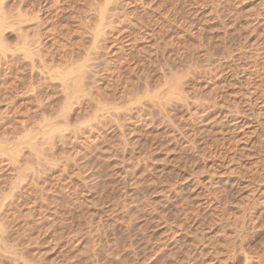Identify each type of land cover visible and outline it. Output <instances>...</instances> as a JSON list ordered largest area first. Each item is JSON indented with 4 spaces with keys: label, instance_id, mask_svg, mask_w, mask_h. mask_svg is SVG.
I'll use <instances>...</instances> for the list:
<instances>
[{
    "label": "rangeland",
    "instance_id": "1",
    "mask_svg": "<svg viewBox=\"0 0 264 264\" xmlns=\"http://www.w3.org/2000/svg\"><path fill=\"white\" fill-rule=\"evenodd\" d=\"M57 1L0 0V264H264V0Z\"/></svg>",
    "mask_w": 264,
    "mask_h": 264
},
{
    "label": "bare ground",
    "instance_id": "2",
    "mask_svg": "<svg viewBox=\"0 0 264 264\" xmlns=\"http://www.w3.org/2000/svg\"><path fill=\"white\" fill-rule=\"evenodd\" d=\"M1 1H2V0H1ZM50 1H51V0H50ZM58 1H59V0H58ZM58 1H57V2H58ZM62 1H63V0H62ZM85 1H86V0H85ZM89 1H90V0H89ZM106 1H107V0H106ZM109 1H110V0H109ZM136 1H138L139 3H140V2L142 3L144 0H132L131 2H136ZM145 1H147V0H145ZM151 1H153V0H151ZM48 2H49V0H48ZM57 2H56V3H57ZM65 2H66V1H65ZM79 2H80V1H79ZM82 2H83V1H82ZM100 2H102V0H100ZM122 2H123V0H122ZM122 2H121V5H122ZM127 2H129V0H128ZM127 2H126V3L123 2V4L125 3L126 5H128ZM131 2H129V3H131ZM138 2H137V3H138ZM3 3H4V2H3ZM7 3H8V2H7ZM7 3H6V4H7ZM46 3H47V2H46ZM52 3H53V2H51V4H52ZM59 3H60V2H59ZM70 3H71V2H70ZM70 3L68 4L69 7L72 5V4L70 5ZM75 3H76V2H75ZM75 3H74V4H75ZM86 3H87V2H86ZM104 3H105V1H104ZM107 3L109 4L108 1H107ZM139 3H138V4H139ZM141 3H140V5L143 4V3H142V4H141ZM21 4H22V3H21ZM25 4H26V3H25ZM37 4H38V3H37ZM43 4H44V2H43ZM53 4H54V3H53ZM82 4H83V3H82ZM108 4H107V6H108ZM113 4H114V3H113ZM131 4H132V3H131ZM145 4H146V3H145ZM145 4H144V5H145ZM59 5H60V4H59ZM105 5H106V4H105ZM114 5H115V4H114ZM129 5H130V4H129ZM140 5H139V6H140ZM1 6H2V5H1ZM28 6H29V5H28ZM133 6H134V5H133ZM42 7H43V6H42ZM47 7H48V6H47ZM109 7H110V6H109ZM116 7H117V6H116ZM116 7H115V8H116ZM2 8H3V7H1L0 9H2ZM9 8H10V7H9ZM49 8H50V10H51V7H50V6H49ZM74 8H75V5H74ZM74 8H73V9H74ZM76 8H77V7H76ZM113 8H114V6H113ZM115 8H114V9H115ZM42 9H44V7H43ZM42 9H40V10H42ZM45 9H46V8H45ZM77 9H78V8H77ZM79 9H80V8H79ZM107 9H108V8H107ZM110 9H111V8H110ZM6 10H7V9H6ZM38 10H39V8H38ZM50 10H49V11H50ZM4 11H5V10H4ZM7 11H9V10H7ZM47 11H48V9H47ZM49 11H48V12H49ZM75 11H76V10H75ZM0 12H1V11H0ZM9 12H10V11H9ZM9 12H8V13H9ZM48 12H47V13H48ZM50 12H51V11H50ZM70 12H71V11H70ZM2 13H3V12H2ZM17 13H20V12L18 11ZM102 13H103V11H102ZM43 14H44V13H43ZM48 14H49V13H48ZM64 14H65V13H64ZM24 15H25V14H24ZM45 15H46V14H45ZM49 15L51 16V14H49ZM5 16H6V14H5ZM22 16H23V15H22ZM26 16H28V15H26ZM46 16H47V15H46ZM106 16H107V15H106ZM28 17H29V16H28ZM102 17H103V16H102ZM8 18H9V17H8ZM13 18H14V17H13ZM15 18H16V17H15ZM32 18H33V17H32ZM43 18H44V17H43ZM33 19H34V18H33ZM49 19H50V18H49ZM51 19H52V18H51ZM66 19H67V18H66ZM95 19H96V18H95ZM2 20H3V19H2ZM26 20H27V19H26ZM102 20H103V19H102ZM106 20H107V19H106ZM9 21H10V20H9ZM57 21H58V20H57ZM61 21H62V20H61ZM99 21H100V20H99ZM2 22H3V21H2ZM54 22H55V21H54ZM111 22H112V21H111ZM111 22H110V23H111ZM5 23H6V22H5ZM38 23H39V21H38ZM95 23H97V22H95ZM36 24H37V22H36ZM43 24H44V23H43ZM55 24H56V23H55ZM99 24H100V23H99ZM105 24H106V23H105ZM113 24H114V23H112V25H113ZM120 24H121V23H120ZM40 25H41V24H40ZM100 25H101V24H100ZM100 25H99V26H100ZM112 25L107 26V28L111 27ZM37 26H38V25H37ZM103 26H104V25H103ZM103 26H101L100 28L102 29ZM34 27H35V26H34ZM39 27H40V26H39ZM8 28H9V27H8ZM111 28H113V27H111ZM111 28H110V29H111ZM1 29H2V28H1ZM101 29H100V30H101ZM103 29H105V28H103ZM100 30H99V31H100ZM112 30H113V29H112ZM112 30H111V31H112ZM114 30H116V27H115ZM117 30H118V29H117ZM121 30H122V29H121ZM0 31H1V30H0ZM12 31H13V30H12ZM36 31H38V30H36ZM103 31H105V32H102V33H101V36H102V37H103V35H105L104 33H107L106 30H103ZM8 32H9V31H8ZM40 32H41V31H40ZM51 32H52V31H51ZM113 32H114V31H113ZM124 32H125V31H124ZM37 33H39V31H38ZM98 33H99V32H98ZM121 33H122V32H121ZM125 33H126V32H125ZM3 34H4V33H3ZM5 34H6V32H5ZM11 34H12V32H11L9 35H11ZM15 34H16V32H15ZM53 34H54V33H53ZM109 34H110V31H109ZM18 35H19V34H18ZM39 35H41V34H39ZM110 35H111V34H110ZM0 36H1V35H0ZM2 36H3V35H2ZM7 36H8V35H7ZM25 36H26V35H25ZM31 36H32V35H31ZM33 36H34V35H33ZM33 36H32V37H33ZM37 36H38V35H37ZM98 36H99V35H98ZM107 36H108V35H107ZM107 36H106V37H107ZM119 36H120V34H119ZM16 37H18V36H16ZM29 37H30V36H29ZM40 37H41V36H40ZM42 37H43V36H42ZM102 37H101V38H102ZM104 37H105V36H104ZM6 38L8 39V37H6ZM18 38H19V37H18ZM101 38H100V40H98V41H102V40H103V41L101 42L102 44L104 43V41L106 42V40H104V39H107V38H104V39H103V38L101 39ZM111 38H112V37L110 36V39H111ZM118 38H120V37H118ZM122 38H123V35H122L121 39H122ZM16 39H17V38H15L14 40H16ZM30 39H31V37H30ZM55 39H56V38H55ZM114 39H115V42L119 40V39H117V37L114 38ZM2 40H3V39H2ZM20 40H21V37H20ZM33 40H34V38H33ZM108 40H109V39H108ZM3 41H5V40H3ZM28 41H29V40H28ZM31 41H32V40H31ZM31 41H30V42H31ZM34 41H35V44L39 42V41L37 42L36 40H34ZM113 41H114V40H113ZM119 41H120V40H119ZM121 41H124V39L121 40ZM7 42H8V40H7ZM22 42H24V41L22 40ZM32 42H33V41H32ZM125 42H126V41H125ZM5 43H6V42H5ZM33 43H34V42H33ZM113 43H114V42H113ZM117 43H118V42H117ZM117 43H116V44H117ZM120 43L123 44V42H120ZM120 43H118V44H120ZM40 44H41V43H40ZM99 44H100V43H99ZM105 44H106V43H104V45H105ZM118 44H117V45H118ZM1 45H3V44H1ZM4 45H5V44H4ZM29 45H30V44H29ZM42 45H43V44H42ZM113 45H115V43H114ZM26 46H28V45H26ZM56 46H57V45H56ZM96 46H98V44H97ZM121 46H122V45H121ZM127 46H128V45H127ZM104 47H105V46H102V49H104ZM117 47H119V46H117ZM29 48H30V47H29ZM106 48H107V47H106ZM120 48H121V49H120L121 52L125 51V49H124L125 46H122V47H120ZM129 48H130V47H129ZM127 49H128V48H127ZM25 50H26V49H25ZM25 50H24V51H25ZM104 50H105V49H104ZM102 51H103V50H102ZM3 52H4V51H3ZM141 52H143V51H141ZM97 53H98V52H97ZM124 53H125V52H124ZM143 53H144V52H143ZM32 54H33V53H32ZM119 54H120V53H118L117 55H119ZM131 54H132V53H131ZM131 54H130V55H131ZM133 54H134V53H133ZM133 54H132V55H133ZM147 54H148V53H147ZM4 55H5V54H4ZM11 55H12V54H11ZM11 55H10V56H11ZM38 55H39V54H38ZM40 55H41V54H40ZM40 55H39V56H40ZM120 55H121V54H120ZM128 55H129V54H128ZM140 55H141V54H140ZM5 56H7V57H5ZM5 56H4L5 58H9L8 55H5ZM16 56H17V55H16ZM29 56H31V55H29ZM134 56L138 57L137 55H134ZM14 57H15V56H14ZM101 57H102V56H101ZM122 57H123V56H122ZM124 57H125V56H124ZM124 57H123V58H124ZM16 58H18V57H16ZM16 58H15V59H16ZM29 58H30V57H29ZM116 58H117V57H116ZM126 58H128V57H126ZM12 59H14V58L12 57ZM19 59H20V58H19ZM41 59H42V58H41ZM121 59H122V58H121ZM128 59H129V58H128ZM131 59L133 60V58H131ZM131 59H129V60H131ZM6 60H7V59H6ZM24 60H25V59H24ZM105 60H106V59H105ZM124 60H125V59H124ZM129 60H128V61H129ZM1 61H2V60H0V62H1ZM13 61H14V60H13ZM126 61H127V60H126ZM126 61H123V62H126ZM8 62H9V61H8ZM8 62H7V63H8ZM17 62H18V61H17ZM43 62H44V61H43ZM113 62H114V61H113ZM118 62H119V61H118ZM119 63L121 64L122 62H119ZM15 64H16V63H15ZM106 64H107V63H106ZM128 64H129V63H128ZM139 64H140V63H139ZM139 64L137 63V65H139ZM8 65H9V64H8ZM100 65H101V64H100ZM100 65H99V66H100ZM141 65H142V64H141ZM20 66H21V64H20ZM26 66H27V65H26ZM26 66H25V67H26ZM44 66H45V65H44ZM28 67H29V66H28ZM121 67H122V66H121ZM123 67H124V66H123ZM129 67H130V66H129ZM1 68H2V67H1ZM11 68H12V67H11ZM11 68H10V69H11ZM19 68H20V67H19ZM126 68H127V67H126ZM126 68L124 67V69H126ZM132 68H134V67H132ZM104 69H105V68H104ZM122 69H123V68H122ZM12 70H15V69H12ZM23 70H24V69H23ZM107 70H108V69H107ZM15 71H16V70H15ZM115 71H116V70H115ZM131 71L133 72V70H131ZM0 72H1V71H0ZM17 72H18V71H17ZM25 72H27V71H25ZM41 72H42V71H41ZM111 72H112V71H110V73H111ZM11 73H12V71H11ZM106 73H107V72H106ZM115 73H116V72H115ZM125 73H126V72H125ZM15 74H16V73H15ZM98 74H99V73H98ZM108 74H109V73H108ZM118 74H120V73H118ZM13 75H14V74H13ZM13 75H12V76H13ZM114 75H115V74H114ZM6 76H7V75H6ZM18 76H19V75H18ZM28 76H30V75H28ZM36 76H37V75H36ZM116 76H117V75H116ZM118 76H119V75H118ZM122 76H123V74L121 75V77H122ZM124 76H125V75H124ZM124 76H123V77H124ZM3 77H4V76H3ZM14 77H15V76H14ZM16 77H17V76H16ZM25 77H26V76H25ZM4 78H5V77H4ZM8 78H9V77H8ZM31 78H32V77H31ZM100 78H101V77H100ZM114 78H115V77H114ZM117 78H119V77H117ZM14 79H15V78H14ZM21 79H22V78H21ZM23 79H24V76H23ZM80 79H81V78H80ZM109 79H110V78H109ZM112 79H113V78H112ZM126 79H127V78H126ZM130 79H132V78H129L128 80H130ZM26 80H27V79H26ZM33 80H34V79H33ZM77 80H79V79H77ZM117 80H118V79H117ZM128 80H126V81H128ZM13 81H15V80H13ZM30 81H31V80H30ZM30 81L28 80L27 83L29 84ZM72 81H73V80H72ZM72 81H70V82H72ZM79 81H80V80H79ZM83 81H84V80H83ZM106 81H107V80H106ZM119 81H120V80H119ZM1 82H2V81H1ZM3 82L5 83V81H3ZM19 82H20V81H19ZM21 82H22V81H21ZM74 82H76L75 80L73 81V84L77 85L76 83H78V82H76V83H74ZM131 82H132V81H131ZM8 83H9V82H8ZM23 83H24V82H23ZM81 83H82V82L80 81V83H79L78 85H80ZM122 83H123V82H122ZM126 83H127V82H126ZM126 83H125V84H126ZM9 84H10V83H9ZM9 84H6V85H9ZM13 84H14V83H13ZM13 84H12V86H13ZM15 84H16V83H15ZM30 84H31V83H30ZM71 84H72V83H71ZM116 84H117V83H116ZM4 85H5V84H4ZM113 85H114V84H113ZM121 85H122V84H121ZM121 85H120V86H121ZM129 85H130V83H129ZM0 86H1V84H0ZM2 86H3V85H2ZM15 86H17V85H15ZM15 86H14V87H15ZM25 86H26V85H25ZM124 86H125V85H124ZM127 86H128V85H127ZM127 86H125V87L128 88ZM7 87H8V86H7ZM67 87H68V85H67ZM70 87H71V86H70ZM73 87H74V86H73ZM107 87H108V86H107ZM114 87H115V86H114ZM10 88H11V86H10ZM10 88H9V90H10ZM15 88H17V87H15ZM15 88H14V89H15ZM19 88H20V86H19ZM65 88H66V87H65ZM126 88H125V89H126ZM17 89H18V88H17ZM17 89H16V92H17ZM116 89H117V88H116ZM0 90H1V89H0ZM6 90H7V88H6ZM9 90H8V91H9ZM11 90H12V89H11ZM38 90H39V89H38ZM42 90H43V89H42ZM65 90H66V89H65ZM65 90H64V91H65ZM123 90H124V89H123ZM125 91H126V90H125ZM9 92H11V91H9ZM37 92H38V91H37ZM0 93H1V92H0ZM38 94H39V93H38ZM73 94H74V93H73ZM77 94H79V92H78ZM6 95H8V93H6ZM9 95H10V94H9ZM33 95H34V94H33ZM36 95H37V93H36ZM67 95H68V94H67ZM31 96H32V94H31ZM34 97H35V96H34ZM71 97H73V95H72ZM76 97H77V96H76ZM11 98H12V97H11ZM21 98H22V97H21ZM77 98H78V97H77ZM70 99H71V98H70ZM72 99H73V98H72ZM81 99H83V98H81ZM64 100H65V99H64ZM68 100H69V98H68ZM68 100H67V101H68ZM13 101H15V100H13ZM76 101H77V100H76ZM1 102H2V101H1ZM72 102L75 103V100L72 101ZM13 103H15V102H13ZM70 103H71V101H70ZM77 103H78V102H77ZM81 103H82V102H81ZM69 105H70V104H69ZM72 105H73V104H72ZM65 106H66V104H65ZM67 107H68V104H67ZM66 109H67V108H66ZM68 110H69V109H68ZM71 110H72V109H71ZM66 113H68V114H66ZM66 113H65V114L69 116V111L66 112ZM109 113H110V111L108 110V113H107V114H109ZM110 114H111V113H110ZM63 115H64V114H63ZM111 115H112V114H111ZM68 116H66V117H68ZM105 118H106V117H105ZM106 119H107V118H106ZM43 129L46 130V128H43ZM28 137H30V136H28ZM28 137H27V139H28ZM25 138H26V137H25ZM25 138H24V139H25ZM30 140H31V139H30ZM2 141H3V140H2ZM28 141H29V140H28ZM2 144H4V141L2 142ZM7 144H8V143H7ZM0 145H1V142H0ZM2 148H3V147H2ZM6 148H7V147H6ZM3 149H5V148H3ZM0 150H1V149H0ZM8 150H9V148L5 149V151H8ZM10 151H13V149L10 150ZM10 151H9V152H10ZM2 152H3V151H2ZM16 152H17V151H16ZM40 152H41V151H40ZM11 153H12V152H11ZM11 153H10V154H11ZM4 154H7V153H4ZM11 155H12V154H11ZM7 156H8V155H7ZM13 156H14V155H13ZM15 156H16V155H15ZM33 156H34V155H33ZM8 157H10L11 159L13 158L12 160H14V157H12V156H8ZM46 157H47V156H46ZM34 158H35V157H34ZM11 159H10V160H11ZM48 159L50 160L51 158L49 157ZM10 160H9V161H10ZM10 162L12 163L13 161H10ZM17 162H18V161H17ZM8 163H9V162H8ZM11 163H10V164H11ZM11 165H12V164H11ZM43 166H44V165H43ZM45 166H47V165H45ZM11 167H12V166H11ZM47 167L49 168V165H48ZM50 169H51V168H50ZM68 171H69V170H68ZM20 173H21V172H20ZM38 173H39V172H38ZM47 174H48V173H47ZM39 175H40V173H39ZM37 176H38V174H37ZM37 176H36V177H37ZM39 177H40V176H39ZM34 178H35V177H34ZM38 179H41V178H38ZM35 181H36V180H35ZM37 181H38V180H37ZM40 181H41V180H40ZM38 182H39V181H38ZM38 182H37V183H38ZM36 187H37V186H36ZM34 188H35V187H34ZM39 188H40V187H39ZM35 190H36V189H35ZM0 191H1V190H0ZM28 192H29V191H28ZM39 193H40V192H39ZM22 194H23V193H22ZM24 195H25V194H24ZM44 195H45V194H44ZM32 196H33V195H32ZM32 196H31V197H32ZM28 197H29V196H28ZM28 197H26V199H27ZM34 197H35V196H34ZM37 197H38V196H37ZM20 198H21V197H20ZM24 198H25V197H23V199H24ZM34 199H35V198H34ZM45 200H46V199H45ZM21 201H22V200H21ZM21 201H20V202H21ZM29 201H30V200H29ZM43 201H44V200H43ZM48 201H49V200H48ZM17 202H18V201H17ZM23 202H24V200H23ZM23 202H22V203H23ZM25 202H26V201H25ZM25 202H24V203H25ZM37 202H38V201H37ZM31 203H32V202H31ZM33 203H34V202H33ZM35 203H36V202H35ZM39 203H40V202H39ZM45 203H47V202L45 201ZM0 204H1V203H0ZM33 205H34V204H33ZM41 205H42V204H41ZM16 206H17V205H16ZM42 206H43V205H42ZM48 206H49V205H48ZM14 207H15V206H14ZM34 207H35V206H34ZM46 207H47V206H46ZM12 208H13V207H12ZM12 208H11V209H12ZM40 208H41V207H40ZM13 209H14V208H13ZM38 209H39V208H38ZM43 210H44V209H43ZM34 211H35V210H34ZM40 211H41V210H40ZM12 212H14V211H12ZM17 213H18V212H17ZM14 214H15V213H14ZM12 215H13V214H12ZM19 215H20V214H19ZM29 216H30V215H29ZM12 217H13V216H12ZM23 217H24V216H23ZM27 217H28V216H27ZM32 217H33V215H32ZM14 218H16V217H14ZM14 218H13V219H14ZM25 218H26V217H25ZM23 219H24V218H23ZM27 219H28V218H27ZM0 220H1V219H0ZM23 221H25V220H23ZM26 221H27V220H26ZM26 221H25V222H26ZM35 221H36V220H35ZM2 222H4V221H2ZM7 222H8V221H7ZM7 222H6V223H7ZM13 222H14V220H13ZM15 222H16V221H15ZM4 224H5V223H4ZM4 224H2V225L4 226ZM26 224H27V223H26ZM34 224H36V223H34ZM0 225H1V223H0ZM5 225H6V224H5ZM31 225H32V224H31ZM26 226H27V225H26ZM28 226H29V225H28ZM43 226H44V225H43ZM33 227H34V226H33ZM33 227L31 226V228H33ZM44 227H45V226H44ZM5 228H6V227H5ZM7 228H8V226H7ZM51 228H52V227H49V229H51ZM55 228H56V227H55ZM29 229H30V228H29ZM29 229H28V230H29ZM34 229H35V228H34ZM32 230H33V229H32ZM44 230H45V229H44ZM44 230H42V231H44ZM9 231H10V230H9ZM38 231H39V230H38ZM48 231H49V230H48ZM1 232H2V231H1ZM29 232H30V231H29ZM32 232H33V231H32ZM35 232H36V231H35ZM2 233H4V232H2ZM9 233H10V232H9ZM42 233H43V232H42ZM10 234H11V233H10ZM44 234H45V233H44ZM1 235H2V234H1ZM5 235H6V234H5ZM11 235H12V234H11ZM2 236H3V235H2ZM24 236H25V235H24ZM3 237H4V236H3ZM6 238H7V236H6ZM10 238H11V237H10ZM23 238H24V237H23ZM25 238H26V237H25ZM56 238H57V237H56ZM28 239H29V238H28ZM32 239H33V238H32ZM11 240H12V239H11ZM18 240H19V239H18ZM9 241H10V240H9ZM25 241H26V240H25ZM0 242H2V241H0ZM15 242H16V241H15ZM19 242H20V241H19ZM34 242H36V241H34ZM34 242H33V243H34ZM39 242H40V241H39ZM3 243H4V242H3ZM11 243H12V242H11ZM17 243H18V242H17ZM17 243H15V244H17ZM36 243H38V241H37ZM5 244H6V243H5ZM9 244H10V243H9ZM9 244H8V245H9ZM12 244H13V243H12ZM18 245H19V244H18ZM20 245H22V244H20ZM24 245H25V244H24ZM24 245H23V246H24ZM2 246H3V245H2ZM28 246H29V245H28ZM7 247H8V246H7ZM15 247H16V246H15ZM4 248H6V247H4ZM15 250H16V248H15L13 251H15ZM5 253H6V252H5ZM8 253L12 255V253H10L9 251H8ZM8 253H7V254H8ZM13 253H14V252H13ZM0 254H1V253H0ZM16 255H17V253H16ZM2 257H3V256H2ZM4 257H5V256H4ZM15 258H16V257H15ZM2 260H3V258H2ZM4 260H5V259H4ZM6 260H7V259H6ZM17 260H18V259H17ZM12 261H13V260H12ZM9 262H10V261H9ZM4 263H5V262H4ZM7 263H8V262H7ZM8 264H9V263H8Z\"/></svg>",
    "mask_w": 264,
    "mask_h": 264
}]
</instances>
